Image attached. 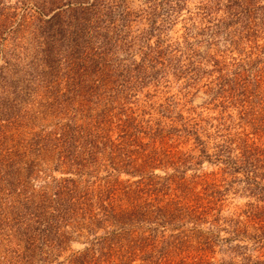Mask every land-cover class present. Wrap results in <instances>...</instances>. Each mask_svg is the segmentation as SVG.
<instances>
[{"label":"rangeland","instance_id":"rangeland-1","mask_svg":"<svg viewBox=\"0 0 264 264\" xmlns=\"http://www.w3.org/2000/svg\"><path fill=\"white\" fill-rule=\"evenodd\" d=\"M100 7L75 49L0 0V264H264V0Z\"/></svg>","mask_w":264,"mask_h":264},{"label":"trees","instance_id":"trees-1","mask_svg":"<svg viewBox=\"0 0 264 264\" xmlns=\"http://www.w3.org/2000/svg\"><path fill=\"white\" fill-rule=\"evenodd\" d=\"M19 1L24 10L32 11V13L37 14V17L39 16L42 20L41 23L43 26L41 27V34L45 35L46 39H51L53 35L66 37L65 39L68 38L71 40L68 46L73 43L75 49L77 48L78 42H83V37L88 36V32H93L95 30V25L99 21L97 15L99 14V9L103 2V0H92V2H89V0H74L73 2L76 6L72 7V3L68 2L66 8V6L59 4L60 2L57 0H36L30 7L25 6L26 2L24 0ZM64 7L66 9H61ZM50 14L52 15L49 16ZM46 16L47 19H43L46 18ZM0 27L1 30H5L8 26L2 24ZM69 29L72 30L70 31ZM89 36L91 35L89 34ZM89 43L90 40L88 41V44ZM47 52L49 51L47 50ZM0 77L2 76L0 75ZM11 166L13 167V163H11ZM28 168H33V164ZM64 195H66V189L62 185L57 186L55 192L51 195L47 193L40 194L36 202V211L33 217L38 221H50L56 224L60 215V219L64 218V212L61 214L58 209L63 206ZM51 204L52 206H50ZM49 207L56 209L57 214H48L47 210ZM23 218H25V214L19 213L16 214V217H13L12 220L16 221Z\"/></svg>","mask_w":264,"mask_h":264}]
</instances>
